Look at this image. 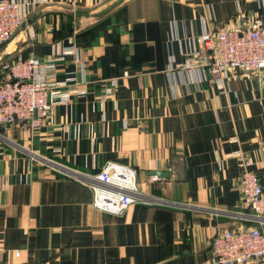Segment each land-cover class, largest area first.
Masks as SVG:
<instances>
[{
    "label": "crops",
    "instance_id": "crops-1",
    "mask_svg": "<svg viewBox=\"0 0 264 264\" xmlns=\"http://www.w3.org/2000/svg\"><path fill=\"white\" fill-rule=\"evenodd\" d=\"M17 1L33 36L2 63L74 46L56 89L85 93L39 128L0 126V264H212L214 237L252 223L244 159L264 185V72L213 79L198 38L263 20L264 0ZM108 162L144 194L122 215L85 180Z\"/></svg>",
    "mask_w": 264,
    "mask_h": 264
},
{
    "label": "built area",
    "instance_id": "built-area-1",
    "mask_svg": "<svg viewBox=\"0 0 264 264\" xmlns=\"http://www.w3.org/2000/svg\"><path fill=\"white\" fill-rule=\"evenodd\" d=\"M31 12L17 0H0V46L8 43L30 23ZM205 54L208 75L220 78L229 70L259 75L264 72V19L245 27L229 23L220 30L198 38ZM75 54V47L63 49L61 57L41 61L37 57L17 56L0 66V126L13 124L34 129L43 126L54 103H68L72 94L83 95L79 83L56 89L57 60ZM253 161L243 160L239 178L243 201L254 211V224L225 229L213 239L212 264L259 263L264 259V185L251 168ZM137 170L128 165L106 163L85 180L93 188L94 207L122 215L143 201ZM251 221V222H252ZM20 254L19 252L17 253Z\"/></svg>",
    "mask_w": 264,
    "mask_h": 264
},
{
    "label": "water",
    "instance_id": "water-1",
    "mask_svg": "<svg viewBox=\"0 0 264 264\" xmlns=\"http://www.w3.org/2000/svg\"><path fill=\"white\" fill-rule=\"evenodd\" d=\"M28 30L20 29L19 32L13 37L11 41L0 48V63H2L6 58L12 55L14 52H17L20 49V46L24 42H28L30 37L33 36V29L30 30V33H27ZM159 176L165 177L167 173H162L155 171L153 172Z\"/></svg>",
    "mask_w": 264,
    "mask_h": 264
},
{
    "label": "rangeland",
    "instance_id": "rangeland-1",
    "mask_svg": "<svg viewBox=\"0 0 264 264\" xmlns=\"http://www.w3.org/2000/svg\"><path fill=\"white\" fill-rule=\"evenodd\" d=\"M22 29H24V27H22ZM18 32H19V31H18ZM6 44H7V43H6ZM4 45H5V44H4ZM4 45H3V46H4ZM1 47H2V46H0V48H1ZM1 66H2V65H1ZM1 66H0V67H1ZM251 224H254V223H253V221H252V223H251Z\"/></svg>",
    "mask_w": 264,
    "mask_h": 264
},
{
    "label": "trees",
    "instance_id": "trees-1",
    "mask_svg": "<svg viewBox=\"0 0 264 264\" xmlns=\"http://www.w3.org/2000/svg\"><path fill=\"white\" fill-rule=\"evenodd\" d=\"M25 58V57H24Z\"/></svg>",
    "mask_w": 264,
    "mask_h": 264
}]
</instances>
